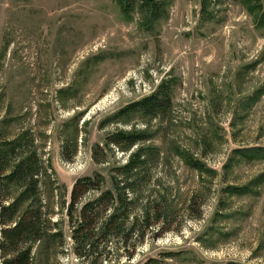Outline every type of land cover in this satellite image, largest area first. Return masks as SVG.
Here are the masks:
<instances>
[{
    "label": "rangeland",
    "instance_id": "rangeland-1",
    "mask_svg": "<svg viewBox=\"0 0 264 264\" xmlns=\"http://www.w3.org/2000/svg\"><path fill=\"white\" fill-rule=\"evenodd\" d=\"M163 2L148 26L114 0H0V132L32 138L66 202L76 179L98 172L108 188L126 161L107 136H148L161 158L147 191L165 193L170 216L129 259L120 248L102 264H264V156L246 151L264 147V0ZM161 84L165 114L116 116ZM59 263L84 264L71 248Z\"/></svg>",
    "mask_w": 264,
    "mask_h": 264
},
{
    "label": "trees",
    "instance_id": "trees-1",
    "mask_svg": "<svg viewBox=\"0 0 264 264\" xmlns=\"http://www.w3.org/2000/svg\"><path fill=\"white\" fill-rule=\"evenodd\" d=\"M114 1L126 15L137 5L141 21L148 26L162 17L166 7L163 0ZM260 13L257 23L261 25ZM169 96V86L161 84L156 92L120 109L116 116L125 120L139 112L145 118L159 117L167 112ZM31 139L26 133L8 137L0 132V264H61L60 257L70 248L84 264H102L113 250L122 248L129 259L149 233L160 235L155 229L169 218V203L161 190L147 191L151 169L161 158L156 147L144 145L147 135L131 129L107 136L105 146L125 154L126 161L109 170L108 188L98 172L76 179L67 202L66 188L57 184ZM75 146L66 138L61 158L71 161ZM246 151L253 157L264 156V147ZM95 157L96 163L104 158ZM183 158L189 169L211 172L196 158L187 154ZM189 203L199 216L200 205L194 209V199ZM64 224L69 227L70 248Z\"/></svg>",
    "mask_w": 264,
    "mask_h": 264
}]
</instances>
